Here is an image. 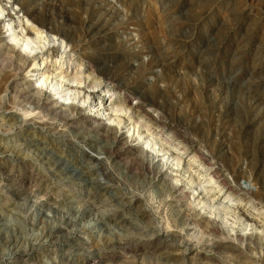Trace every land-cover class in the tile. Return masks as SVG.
Returning <instances> with one entry per match:
<instances>
[{"label":"rangeland","instance_id":"374dc122","mask_svg":"<svg viewBox=\"0 0 264 264\" xmlns=\"http://www.w3.org/2000/svg\"><path fill=\"white\" fill-rule=\"evenodd\" d=\"M21 1L101 84L36 94L0 24V264H264V0Z\"/></svg>","mask_w":264,"mask_h":264},{"label":"bare ground","instance_id":"6f19581e","mask_svg":"<svg viewBox=\"0 0 264 264\" xmlns=\"http://www.w3.org/2000/svg\"><path fill=\"white\" fill-rule=\"evenodd\" d=\"M122 15H124V14H122ZM0 24L3 27V30L1 31V33H3V36H1V37L8 38L9 42H10V44H9L8 42H6L4 40L6 43V48H8V50L10 49L12 52H16V54H14V55L17 56V61L20 62V64H21L18 66V68L21 70H24L30 64L29 65L30 69H29L28 73H30V72L31 73L28 75L31 76L29 78L30 80L35 79L37 81V86H34L33 87L34 89L32 88L36 94H39L43 89H46V90H49L50 92H52L53 95L58 96L59 98L63 97L62 93H65V95H69V94L71 95V93H72L73 95H76V96L79 94H83V95L86 94L88 96L90 94L89 92L93 88L98 87L101 84L99 81H96V79L94 77H92V79H89L91 73L84 74V69L82 68V66L81 65L78 66L76 61L71 60L72 54H70V53H74V52H72L73 46H72V44L69 43L70 40L68 42L67 41L65 42V40H66L65 38H67V37H64L65 34H63L60 31V29H58L57 26L54 27L52 25L48 24L49 25L48 26L47 24H45L41 19L38 18V15L35 13V11L31 10L30 8L24 7L21 0H0ZM65 36H67V35H65ZM31 64H32V66H31ZM3 75H5V74H3ZM3 77H1V80H4V81L8 80V79L5 80ZM5 77H7V76L5 75ZM116 77L117 76L111 75L108 77V79L113 81V82H115V81L117 82ZM121 79L123 80L124 78L122 77ZM9 81H10V79H9ZM29 89L31 90V88H29ZM102 92L105 93L104 97L106 96V94H110V90H108V89L103 90ZM142 94L144 95V93H142ZM101 96L103 97V94ZM111 96H112V94L108 95L107 99L110 98V100H112ZM141 96L142 95H139L138 98H141ZM69 97H71V96H69ZM63 100L66 101L65 98ZM114 104L109 103L107 105V106H109V108L104 107L103 104H99L97 107L102 106V108H98V109H100L104 114L109 109H112V111H118V109L121 108V107H118ZM2 107L3 106L1 103L0 108H2ZM28 109H30V108H28ZM26 111H27V109H26ZM137 123H136V125H137ZM153 143L155 144V141ZM161 150H163V149H161ZM165 150L169 151L170 149H168V147H167ZM94 157L97 159H100L97 155H94ZM173 158L176 160L175 162L180 163L181 157L179 155H175ZM192 161L198 162V158L196 156V153H194V152L192 153ZM195 172L200 173V170L196 169ZM214 183L217 184V188L219 187L220 190L225 187L224 182L214 181ZM246 186H250V187H249V189H244V193L248 197L249 196L250 197L255 196V193H257V191H254L251 189L254 188L256 190V187L253 186V184L251 183V180L249 178H248V180H246ZM169 188L172 190L175 187H169ZM212 189H213L212 186L209 187V190H212ZM226 190H227V195H229L231 188L229 187ZM168 191H170V190H168ZM171 193L168 192V194H171ZM258 197H260L259 194H258L257 198ZM254 198H256V197H254ZM260 198L262 199V197H260ZM233 200H234V198H233ZM240 200H242V198H240ZM254 204H255V202L252 201L251 207H253ZM232 205L228 206V208L232 207ZM233 207H234V209H237L238 211L240 210V212L238 214H239V217L241 219H243L242 222H244V221L246 223L249 222L251 225H253V227H258L257 225L260 224L259 223L260 220H258V218H255V215L253 213L242 210L238 205L233 206ZM221 210H223V209H221ZM227 210L233 211L230 208ZM182 211H184V210H182ZM261 222H262V220H261ZM258 229H259V227H258ZM256 235H257V233H256ZM258 236H259V240H262L264 238L263 234H259Z\"/></svg>","mask_w":264,"mask_h":264}]
</instances>
